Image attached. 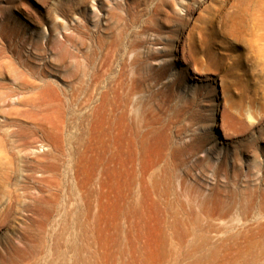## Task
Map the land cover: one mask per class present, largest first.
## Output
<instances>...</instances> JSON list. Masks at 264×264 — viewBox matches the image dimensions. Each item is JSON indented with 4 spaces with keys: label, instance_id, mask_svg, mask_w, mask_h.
Listing matches in <instances>:
<instances>
[{
    "label": "rangeland",
    "instance_id": "obj_1",
    "mask_svg": "<svg viewBox=\"0 0 264 264\" xmlns=\"http://www.w3.org/2000/svg\"><path fill=\"white\" fill-rule=\"evenodd\" d=\"M194 2L0 0V264H264V0Z\"/></svg>",
    "mask_w": 264,
    "mask_h": 264
},
{
    "label": "bare ground",
    "instance_id": "obj_2",
    "mask_svg": "<svg viewBox=\"0 0 264 264\" xmlns=\"http://www.w3.org/2000/svg\"><path fill=\"white\" fill-rule=\"evenodd\" d=\"M201 1L202 0H195V2L193 3V6L196 8V7H199L200 5H201ZM186 4V3H185ZM187 7H188V5H187ZM186 7V13L188 12V8ZM132 7H130V6H128L127 7V10H126V12H125V16H126V19L127 20H129L130 19V17H131V15H132V12H131V9ZM190 9V8H189ZM256 12H259V11H261L262 9L260 8V7H258V8H256L255 7V9H254ZM133 16V15H132ZM244 17V16H243ZM131 20H132V17H131ZM242 21V20H241ZM254 23H255V25L256 26H258V27H261L263 24H264V20L263 19H261L260 18V15L258 14L257 16H256V18L254 19ZM263 37L264 36H261V35H257V37H256V42H262L263 41ZM263 44H264V41L262 42ZM149 56V54H147V57ZM234 190H236L235 188H234ZM226 192V191H225ZM229 192V191H228ZM228 192H227V194L225 193V195H226V197L228 198V199H224V200H221V202H226L229 206H232L236 201H237V199H235L236 197H234V195H236V196H238L236 193H235V191H231V193H229L228 194ZM239 192V197L242 195L241 193H240V190L238 191ZM244 192V191H243ZM207 196V195H206ZM204 197V196H203ZM222 198V197H221ZM223 198H225L224 196H223ZM204 199H206L205 197H204ZM239 199H241V198H239ZM242 199H244V198H242ZM202 200H203V198H202ZM242 201V200H241ZM238 202V201H237ZM244 202V201H243ZM246 202H248V203H246L245 205H248V204H250V206H251V202H252V195H251V198H249L248 200H246ZM205 203V202H204ZM203 203V204H204ZM226 203H225V207H226ZM239 203V202H238ZM221 204L222 203H219V205L221 206ZM237 204V203H236ZM236 204H234L235 206H236ZM240 204V203H239ZM243 204V203H242ZM223 205V204H222ZM238 205V204H237ZM245 205H243V206H245ZM243 206L241 205V207L243 208ZM246 207V206H245ZM248 207H249V205H248ZM247 207V208H248ZM217 208H218V206H217ZM226 208H228V206L226 207ZM229 208H231V207H229ZM239 208V207H238ZM237 208V209H238ZM223 210V209H222ZM231 210H232V208H231ZM223 212V211H222ZM227 212H228V210H227ZM224 213H226V210H225V212ZM229 213V212H228Z\"/></svg>",
    "mask_w": 264,
    "mask_h": 264
}]
</instances>
